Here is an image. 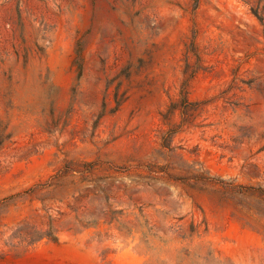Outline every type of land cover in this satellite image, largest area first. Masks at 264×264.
<instances>
[{
    "label": "rangeland",
    "instance_id": "1",
    "mask_svg": "<svg viewBox=\"0 0 264 264\" xmlns=\"http://www.w3.org/2000/svg\"><path fill=\"white\" fill-rule=\"evenodd\" d=\"M0 264H264V0H0Z\"/></svg>",
    "mask_w": 264,
    "mask_h": 264
}]
</instances>
